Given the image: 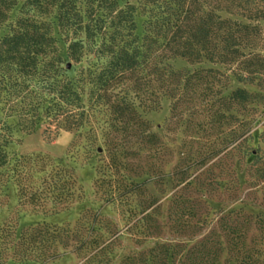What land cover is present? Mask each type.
Returning <instances> with one entry per match:
<instances>
[{
    "label": "trees",
    "instance_id": "16d2710c",
    "mask_svg": "<svg viewBox=\"0 0 264 264\" xmlns=\"http://www.w3.org/2000/svg\"><path fill=\"white\" fill-rule=\"evenodd\" d=\"M17 8L27 15L34 11L39 17L57 9L58 27L73 36L65 58L59 53L50 26L35 15L18 19L15 29L1 33ZM140 16L146 18L142 35L138 33ZM262 23L264 0H137L136 4L85 0L84 10L78 0H0V68L6 74L19 73V79L5 74L0 85L6 82L8 97L21 98L15 112L19 114L18 126L26 134L44 127L43 135L49 140L61 132L89 136L93 132L92 128L87 130L92 111L105 109L113 117L105 128V145L113 147L114 159L117 154L134 152L155 160L163 155L165 146L139 114L140 106L154 110L161 98H168L172 101V120L187 113L190 118L199 117L203 112L233 120L236 107L247 112L261 103L264 96L244 88L228 96L225 92L232 78L240 84L264 85ZM82 35L84 39H78ZM90 56L96 59L95 64L71 76L70 62L79 65L89 62ZM172 58L193 66L207 62L214 67L193 72L175 70L165 65ZM120 87L122 90L117 92ZM85 94L90 108L86 107ZM11 129L7 122H0V198L10 179L22 187L32 168H50L54 174L51 184L44 185L60 191L54 199L60 204L66 193L62 175L68 171L52 160L21 157L14 163L13 176L6 178L2 173L11 165L6 152L12 142ZM93 137L97 138L95 132ZM190 167L180 164L175 168L177 187L184 186L178 191L182 192L180 197L190 186ZM160 168L152 163L149 171ZM141 186L133 184V188ZM24 190L23 187L20 193ZM42 194L37 189L29 205L39 206ZM263 224L262 220L252 224V217L244 214L240 234L227 225L232 234L230 245L235 250L241 242L244 245L252 225L264 232ZM62 231L49 226L19 231L17 227L4 226L0 229V264H47L57 259L59 249L69 247L70 240ZM164 249L167 264L169 248ZM176 249L173 258L181 256L185 248ZM221 251L219 244L208 238L179 264H216Z\"/></svg>",
    "mask_w": 264,
    "mask_h": 264
},
{
    "label": "rangeland",
    "instance_id": "374dc122",
    "mask_svg": "<svg viewBox=\"0 0 264 264\" xmlns=\"http://www.w3.org/2000/svg\"><path fill=\"white\" fill-rule=\"evenodd\" d=\"M84 1L78 0L83 10ZM50 11L39 17L34 11L27 15L17 8L1 33L15 29L18 19L35 15L50 26L59 53L65 58L73 36L58 27L57 9ZM145 20L142 16L137 20L140 35ZM88 60L79 65L70 62V75L96 62L93 56ZM166 64L190 72L214 67L207 62L193 66L180 58L166 60ZM5 74L0 68L1 81ZM6 76L19 79L17 71ZM5 83L0 85V122L12 126L13 135L6 148L11 165L2 173L6 178L13 176L14 163L21 157H44L68 171L62 175L66 193L60 204L54 201L60 191L46 188L54 175L50 168H32L22 187L10 179L0 198V229L11 225L18 231L37 226L64 230L69 247L59 249L61 255L47 264H164L165 246L169 248L166 263L179 264L208 238L222 249L216 264H264L263 231L252 225L244 245L241 242L235 250L227 228H236L240 234L244 214L252 217V224L264 221V99L247 112L236 107L233 120L207 112L195 118L187 113L172 120V101L168 98H161L154 110L142 105L138 112L160 137L165 146L163 155L152 160L133 152L117 154L114 159L113 147L105 145V128L113 117L105 109L92 111L87 130L92 128L93 132L89 136L61 132L49 140L43 135L44 127L34 134L21 131L19 114L15 112L21 98L8 97ZM237 88L264 96V85L240 84L233 78L225 95ZM84 100L90 108L87 94ZM152 163L161 168L149 171ZM180 164L191 165L190 186L182 197L178 191L184 186L177 187L179 176L175 169ZM133 184L142 186L133 188ZM37 189L40 195L43 193V201L36 207L28 202ZM82 243L86 244L77 249ZM177 247L185 249L181 256L173 258Z\"/></svg>",
    "mask_w": 264,
    "mask_h": 264
}]
</instances>
